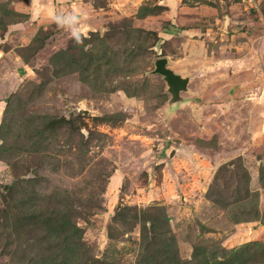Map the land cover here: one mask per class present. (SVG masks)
Segmentation results:
<instances>
[{"label": "rangeland", "instance_id": "374dc122", "mask_svg": "<svg viewBox=\"0 0 264 264\" xmlns=\"http://www.w3.org/2000/svg\"><path fill=\"white\" fill-rule=\"evenodd\" d=\"M181 2L210 10L182 26L160 19L167 35L139 21L166 15L163 4L109 19L79 44L55 37L4 96L0 264H264L259 89L229 107L193 104L190 89L169 110L167 83L152 72L162 56L183 75L240 59L245 82L264 85V0L251 11L242 0ZM29 4L0 0V62L30 61L59 31L50 21L34 32L15 27ZM179 147L217 160L208 175L189 174L192 186L208 184L200 199L181 189L175 200L160 197Z\"/></svg>", "mask_w": 264, "mask_h": 264}, {"label": "crops", "instance_id": "0c3cea01", "mask_svg": "<svg viewBox=\"0 0 264 264\" xmlns=\"http://www.w3.org/2000/svg\"><path fill=\"white\" fill-rule=\"evenodd\" d=\"M163 4L168 7L166 15L150 12L139 18L141 25L148 28L156 26V28L162 30L164 27L160 24V19L167 18L168 20H172L173 25L182 26L189 20L194 21L200 18L203 13L210 10L208 7L198 8L184 5L181 0H157L152 3L149 0H40V3L37 5H34L33 0H30L28 21L21 22L15 27L24 28L28 31L33 30L34 32V30L36 31L41 26L47 27L49 21L53 22L49 19V16L52 14L59 13L63 15L65 13H74L80 17L82 31H89L103 27L109 19L123 16L137 17V13L145 5L153 7ZM57 26L59 31L55 33L54 37L48 38L47 45L45 48L39 50L37 58H32L30 61L20 60L18 57L16 59L11 58L13 59V64L8 61L0 62V120L4 109V96L17 89L21 85V82L30 75L29 69L32 66L31 63L39 64L44 59L45 52L51 40L55 37L57 38L55 43L59 45L64 43L71 35V26L61 27L58 24ZM165 30L170 29L166 28ZM165 30H162L161 34L167 35ZM219 63L210 68H202L193 74H188L191 76L190 89L192 95L198 99L191 101V103H199L200 101L203 106L213 104V107H229L232 104L242 103L239 101L241 96L245 94L251 95L257 92L258 89L259 96L264 99L263 84L253 88L251 84L245 82L247 76L239 68L240 59H236L233 62H226V59H223L222 63L226 65L224 68ZM14 64H16V67H13ZM231 65L234 67H230ZM7 66L9 67L7 68ZM261 101H263L261 103L264 105V100ZM176 155L168 159L169 169L165 173L166 179L163 181V185L160 186V197L168 201L175 200L181 189L182 191H187L189 194H196L193 195L195 198H202L203 191H205L208 184L204 182L203 185H199V188L192 186L188 183V180H191L189 174L192 172L208 175V173L213 171L217 160L195 149L180 147L177 148ZM173 160H185L190 171L180 170L175 164L171 165L174 162Z\"/></svg>", "mask_w": 264, "mask_h": 264}, {"label": "water", "instance_id": "95a60500", "mask_svg": "<svg viewBox=\"0 0 264 264\" xmlns=\"http://www.w3.org/2000/svg\"><path fill=\"white\" fill-rule=\"evenodd\" d=\"M153 73L161 74L167 83V90L171 94L168 109H176L186 102L183 92L190 91V75H183L169 66V59L162 56L156 59Z\"/></svg>", "mask_w": 264, "mask_h": 264}, {"label": "clouds", "instance_id": "9594fccd", "mask_svg": "<svg viewBox=\"0 0 264 264\" xmlns=\"http://www.w3.org/2000/svg\"><path fill=\"white\" fill-rule=\"evenodd\" d=\"M34 5L40 3V0H33ZM39 11V10H38ZM53 22L57 23L61 27H70L71 35L75 39L76 43H82L83 39L86 38L87 33L82 31L80 26V17L74 13H65L60 15L59 13H55L49 16Z\"/></svg>", "mask_w": 264, "mask_h": 264}, {"label": "built area", "instance_id": "2783aa9c", "mask_svg": "<svg viewBox=\"0 0 264 264\" xmlns=\"http://www.w3.org/2000/svg\"><path fill=\"white\" fill-rule=\"evenodd\" d=\"M245 9L247 11H251L253 10H259V6L262 3V0H242ZM230 23V19L224 18L223 20H221V22H219L218 24V31H220L223 35V33L225 31H227V27ZM263 24H264V20H263Z\"/></svg>", "mask_w": 264, "mask_h": 264}]
</instances>
